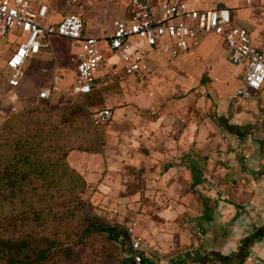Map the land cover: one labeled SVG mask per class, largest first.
<instances>
[{
	"label": "crops",
	"instance_id": "0c3cea01",
	"mask_svg": "<svg viewBox=\"0 0 264 264\" xmlns=\"http://www.w3.org/2000/svg\"><path fill=\"white\" fill-rule=\"evenodd\" d=\"M64 1L45 0L50 21L77 13L84 35L99 41L111 34L112 19L129 17L124 0ZM161 1L152 2L155 11ZM244 1L194 4L230 8L232 21L260 44L264 0ZM64 40L76 53L75 42L51 36L25 62L36 60L40 74H51L52 85L64 80L58 74ZM51 42L52 70L43 51ZM102 49L105 61L91 93L100 99L94 110L107 107L112 118L99 128V150H72L69 164L95 194L107 195L106 205H116L126 226L134 223V233L148 240L152 257L145 264H264V84L249 105L237 99L242 71L228 61L222 38L214 34L199 35L197 46L174 59L154 56L149 71L133 75ZM8 76L0 75V120L12 114L19 99L29 105L8 86ZM57 76L61 80L55 82ZM114 80L118 85L110 88ZM70 87L57 88L48 101L71 94ZM5 104L8 111L1 107Z\"/></svg>",
	"mask_w": 264,
	"mask_h": 264
},
{
	"label": "built area",
	"instance_id": "2783aa9c",
	"mask_svg": "<svg viewBox=\"0 0 264 264\" xmlns=\"http://www.w3.org/2000/svg\"><path fill=\"white\" fill-rule=\"evenodd\" d=\"M126 1L129 17L112 19L111 34L103 39L105 48L119 59L126 75L147 72L154 56L174 59L188 47L197 46L199 35L214 34L222 38L228 61L242 71L235 97L250 104L253 93L264 84V40L256 44L245 27L232 21L230 8H199L194 0H162L155 11L150 0ZM48 10L45 0H0V37L15 32L12 33L15 47L5 59L9 70L7 84L10 88L19 86L26 60L38 54L49 37L59 36L70 39L78 47L70 92L73 95L88 94L92 91L96 71L105 61L100 41L84 35L79 14L67 13L52 22ZM60 80V76L55 77V82ZM52 94V88L40 87L36 98L49 100ZM19 103L11 106V113L25 106L24 101ZM111 118L112 111L107 107L90 113L91 122L96 127ZM133 225L126 226L129 264H145L152 257L151 245L147 239L134 233Z\"/></svg>",
	"mask_w": 264,
	"mask_h": 264
},
{
	"label": "trees",
	"instance_id": "16d2710c",
	"mask_svg": "<svg viewBox=\"0 0 264 264\" xmlns=\"http://www.w3.org/2000/svg\"><path fill=\"white\" fill-rule=\"evenodd\" d=\"M46 101L38 99L0 125V264H53L57 257L71 251L65 242L73 232L63 225V213L53 209L54 192L65 177L84 182L66 162L67 152H97L100 135L92 149L58 144L54 136L59 134V126L48 125L37 114L38 107L46 105ZM63 109L87 118L81 106ZM28 124L33 127L26 128ZM83 220L87 223L80 228L78 237L106 233L120 244L125 241L118 239L119 234L128 237L125 229L118 231L94 214L85 213Z\"/></svg>",
	"mask_w": 264,
	"mask_h": 264
},
{
	"label": "rangeland",
	"instance_id": "374dc122",
	"mask_svg": "<svg viewBox=\"0 0 264 264\" xmlns=\"http://www.w3.org/2000/svg\"><path fill=\"white\" fill-rule=\"evenodd\" d=\"M55 1V0H52ZM64 1V0H59ZM78 0H66L70 5H75ZM127 2L126 0H124ZM154 0H150L152 3ZM244 1V0H243ZM65 2V1H64ZM246 3L245 1L243 2ZM254 4V3H253ZM252 4V6H253ZM217 6L220 4H216ZM259 24L264 31V16L260 15ZM15 33L14 31L12 32ZM7 35L5 37H0V75L2 77H7L9 72L5 66L4 60L5 56L9 53L12 47L15 45V40L13 34ZM52 41V40H51ZM61 45L64 55L61 57L62 63L58 69V74L64 77L62 82L55 85L50 84L49 73L40 74L37 67L38 63L36 60L32 61L31 64H25L24 75L21 79V83L29 84V87L17 86L12 88L13 91L18 96H25L26 101L29 103H36L38 99L35 95V89L39 86H48L53 89V92H57V88L65 89L69 88L73 77L75 75V52L73 46L70 45L69 40H64ZM53 42L51 46L44 48L46 53V64L47 67L52 70L55 57L51 53V48L53 47ZM105 46L103 41L99 42V47L101 50ZM106 56L107 55L106 53ZM118 81V80H117ZM117 81H112L108 85L110 88H114L118 85ZM52 85V86H51ZM20 101V99H19ZM98 93L92 92L89 95H71L68 92L60 96L56 101L53 98L50 101H46L45 104H41L37 109V114L41 119L45 120L49 125L59 126V134L54 138L58 144H64L66 146L79 147L80 149H92L96 146V137L99 136V128L103 125L95 127L90 119V113L94 108L99 106ZM16 102V101H14ZM40 102V101H39ZM40 104V103H39ZM71 105H78L85 109L87 118L85 119L83 115H71L70 110L64 111L63 108L69 107ZM6 111L9 110V105L5 104L1 106ZM15 114H10L5 119L0 120V125H2L10 116ZM27 127H33L32 124H28ZM21 127V130L25 129ZM77 150V149H72ZM67 152V155L70 151ZM80 151V150H78ZM57 154H60L58 151ZM50 155H54L53 153ZM66 162L67 156H66ZM79 176L84 179L83 176L72 166ZM74 179L71 176L62 179L59 188L54 192L56 194L55 200L52 202L53 209L55 212H62L61 218L65 228L73 233L70 238L66 240L65 243L71 248V251L67 256L57 257L56 262L53 264H129V259L127 257V250L129 240L128 237H123V234L118 235V239L125 241L122 244L109 239L106 233H93L87 234L81 237L77 236L80 228L86 225L87 222L83 220L85 213L94 214L100 219L104 220L107 224L116 226L118 231L126 230V217H119L121 213L117 210L116 205H106V196L104 194H95L96 189L90 188L85 180ZM127 233V232H126ZM126 244V246H124ZM51 264V263H50Z\"/></svg>",
	"mask_w": 264,
	"mask_h": 264
}]
</instances>
